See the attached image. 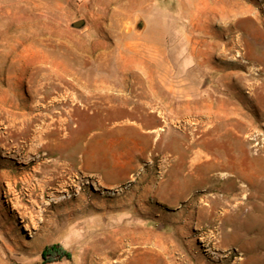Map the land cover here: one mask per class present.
I'll return each instance as SVG.
<instances>
[{
	"label": "rangeland",
	"instance_id": "rangeland-1",
	"mask_svg": "<svg viewBox=\"0 0 264 264\" xmlns=\"http://www.w3.org/2000/svg\"><path fill=\"white\" fill-rule=\"evenodd\" d=\"M114 260L264 264V0H0V264Z\"/></svg>",
	"mask_w": 264,
	"mask_h": 264
},
{
	"label": "bare ground",
	"instance_id": "bare-ground-1",
	"mask_svg": "<svg viewBox=\"0 0 264 264\" xmlns=\"http://www.w3.org/2000/svg\"><path fill=\"white\" fill-rule=\"evenodd\" d=\"M99 12V11H98ZM189 48V47H188ZM101 60V59H100ZM104 60V59H103ZM106 64V63H105ZM98 66V65H97ZM141 66V65H140ZM11 67V66H10ZM56 68V67H55ZM56 70V69H55ZM148 72V71H147ZM51 74V73H50ZM53 74V73H52ZM47 75V74H46ZM54 75V74H53ZM52 75V76H53ZM47 78V77H46ZM53 78V77H51ZM165 78V77H164ZM41 80V79H40ZM54 80V79H53ZM58 80V79H57ZM50 81V80H48ZM60 81V80H59ZM144 81V80H143ZM51 82V81H50ZM53 82V81H52ZM147 82V81H146ZM49 83V82H48ZM51 85V84H50ZM53 86V85H52ZM57 87V86H55ZM59 87V86H58ZM102 87V86H101ZM149 87V86H148ZM54 88V86H53ZM60 88V87H59ZM58 88V89H59ZM132 88V87H131ZM146 88V87H145ZM55 89V88H54ZM56 89V91L58 90ZM145 91V90H144ZM137 92V91H136ZM132 93V92H131ZM73 95V94H72ZM92 96V95H90ZM122 96V95H121ZM142 96V95H141ZM151 97V96H150ZM122 98V97H121ZM145 98V97H144ZM149 98V97H148ZM92 99V98H91ZM116 99V98H115ZM139 99V98H138ZM130 100V99H129ZM133 100V99H132ZM131 100V101H132ZM103 102V101H102ZM122 105V104H121ZM139 105V104H138ZM124 106V105H123ZM146 107V106H145ZM122 108V107H121ZM212 108V107H211ZM93 109V108H92ZM219 109V108H218ZM222 109V108H221ZM105 110V109H104ZM189 110V109H188ZM194 111V110H193ZM126 112V111H125ZM201 112V111H200ZM210 113V112H208ZM207 113V114H208ZM212 113V112H211ZM216 113V112H215ZM63 114V113H62ZM75 114V113H74ZM129 114V112H128ZM200 114V113H199ZM206 114V115H207ZM188 115V114H187ZM198 115V113H197ZM232 115V114H231ZM40 116V115H39ZM210 116V115H208ZM218 114L217 116H215V114H211L210 116V120L214 117H216V119L218 120ZM226 117V116H225ZM35 118V117H34ZM234 119V118H233ZM232 119V120H233ZM203 122V121H202ZM206 123V121L204 122ZM194 124V123H193ZM210 125L201 133V136L198 139H194L193 142H191L189 144V147L197 145L199 146V148L201 147L202 150L196 151L194 153V157L192 158L191 161V166L188 169V173L185 174V177L188 176H193L194 172L199 169V168H207L206 171V178H214L219 176L220 174H222L223 170H229L227 169L226 166L222 165L223 161L222 158L225 157V153H222L221 151H219L218 148V144L221 141V138H223L225 136V133L221 132V127L220 124L218 122H214V121H210L209 123ZM230 124V123H229ZM191 125V124H190ZM228 125V124H227ZM136 126V125H135ZM8 128V127H7ZM22 129V128H21ZM199 129V128H198ZM230 129V128H229ZM230 132V131H229ZM193 133V132H192ZM227 133V132H226ZM193 135V134H192ZM194 136V135H193ZM20 137V136H19ZM196 138V137H195ZM191 139V138H190ZM193 139V138H192ZM48 144V143H47ZM45 147V144H43ZM229 145V144H228ZM48 146V145H47ZM42 147V146H41ZM217 147V148H216ZM200 148V149H201ZM212 148H214V150L212 151ZM45 149V148H44ZM197 149V148H196ZM229 149V148H228ZM9 150V149H8ZM64 153V152H63ZM251 156V155H250ZM228 159V158H227ZM226 159V160H227ZM79 170V169H78ZM82 170V169H81ZM230 171V170H229ZM183 172V171H182ZM233 172V171H230ZM74 173V172H73ZM224 174V173H223ZM222 174V175H223ZM233 174V173H232ZM235 174V172H234ZM183 175V174H182ZM236 175V174H235ZM74 177V176H73ZM85 177V176H84ZM91 177V176H90ZM196 177V176H195ZM222 177V176H221ZM232 177V176H231ZM237 176H235L236 178ZM259 177V176H258ZM226 178V177H225ZM197 178H195L196 180ZM200 179V178H199ZM225 180V179H224ZM229 180V179H228ZM27 182V181H26ZM63 182V181H62ZM33 184V183H32ZM40 185V184H39ZM187 185V184H186ZM183 189V188H182ZM55 192V191H54ZM260 195V194H259ZM9 196V195H8ZM30 198V197H29ZM235 210V209H234ZM232 212V211H231ZM23 219L26 218V215H24L22 217ZM107 229H109L107 226H99L96 225L94 229H91L89 231H84L85 235L87 236L86 238L89 239H94V241L96 243H99L100 241L105 240L107 237L105 235V232L107 231ZM113 230V229H112ZM112 235L109 237L110 240L109 241H105L106 245L105 246H97L95 248H91L90 251H94L96 252V250H99L97 255L99 256L100 260H106V256H105V251L108 250V248H110L111 246H118L119 245V239H115L116 235H119L120 231L119 230H114L112 231ZM82 238V237H81ZM94 244V243H93ZM96 249V250H95ZM123 255V253L118 254V258L121 257ZM122 260H114L112 264H116L118 262H121ZM105 264V263H103Z\"/></svg>",
	"mask_w": 264,
	"mask_h": 264
},
{
	"label": "water",
	"instance_id": "water-1",
	"mask_svg": "<svg viewBox=\"0 0 264 264\" xmlns=\"http://www.w3.org/2000/svg\"><path fill=\"white\" fill-rule=\"evenodd\" d=\"M84 25V22L83 21H78V22H75L72 27L76 28V29H79L81 28L82 26Z\"/></svg>",
	"mask_w": 264,
	"mask_h": 264
}]
</instances>
